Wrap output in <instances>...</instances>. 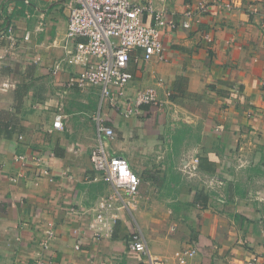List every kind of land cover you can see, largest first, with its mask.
<instances>
[{"label": "crops", "instance_id": "crops-1", "mask_svg": "<svg viewBox=\"0 0 264 264\" xmlns=\"http://www.w3.org/2000/svg\"><path fill=\"white\" fill-rule=\"evenodd\" d=\"M214 1L153 0L177 28L163 32L166 61L132 58L130 93L154 87L163 105L125 118L99 86L71 84L82 67L63 61L85 40L67 42V0H0V264H140L128 249L136 230L166 264L185 249L197 251L189 264L264 260V7L213 5L192 28L180 25L188 6ZM57 116L63 130L53 128ZM97 119L114 130L109 150L141 180L138 204L117 211L113 232L99 240L88 226L111 187L90 158ZM32 153L43 155L48 175L14 162ZM191 156L224 183L217 193L181 172Z\"/></svg>", "mask_w": 264, "mask_h": 264}, {"label": "built area", "instance_id": "built-area-1", "mask_svg": "<svg viewBox=\"0 0 264 264\" xmlns=\"http://www.w3.org/2000/svg\"><path fill=\"white\" fill-rule=\"evenodd\" d=\"M242 1L221 0L220 4L214 1L188 6L180 25L190 29L209 13L213 5L232 11L241 7ZM251 1L249 9L252 14L258 12L259 5L264 7V0ZM67 6V42L79 38L85 40L77 41L74 47L67 50L63 61L82 67L79 77L73 79L71 84L80 87L99 86L103 100L125 118L140 116L146 106L163 105L154 87L137 90L134 95L130 93L133 75L129 67L133 57L136 62L148 63L153 59L166 61L163 32L166 29H176L175 21L157 11L153 0H67ZM148 16L152 17L151 24L146 23ZM8 40L11 51L15 50L18 43L12 29L9 30ZM61 64L56 68L59 69ZM170 95L167 92V96ZM97 121L99 141L91 151L90 158L100 179L111 187V193L97 202L88 226L93 237L99 240L113 232L118 220L117 211L131 210L138 204L141 180L125 158L114 155L109 150L108 144L115 136L114 130L104 125L100 119ZM53 128L63 130L61 116L55 118ZM14 162L21 167H34L41 175L49 174L45 159L39 153L16 155ZM180 170L188 179L198 181L207 193H217L224 184L218 177L201 172L200 158L197 156L187 158ZM12 181H16V178H12ZM71 211L78 213L76 210ZM54 237V232L48 233V238L42 243L43 250L50 251ZM128 249L143 257L140 264H166L165 260L151 253L140 231L130 234ZM196 254V249H185L175 252L174 256L177 264H189ZM33 264L55 263L50 258L39 257ZM232 264H264V260L253 254L242 263Z\"/></svg>", "mask_w": 264, "mask_h": 264}, {"label": "trees", "instance_id": "trees-1", "mask_svg": "<svg viewBox=\"0 0 264 264\" xmlns=\"http://www.w3.org/2000/svg\"><path fill=\"white\" fill-rule=\"evenodd\" d=\"M200 197V196H199Z\"/></svg>", "mask_w": 264, "mask_h": 264}]
</instances>
